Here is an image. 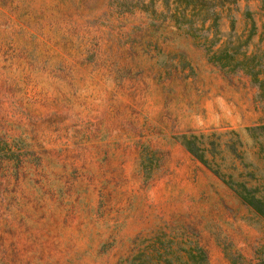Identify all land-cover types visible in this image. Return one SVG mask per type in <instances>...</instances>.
<instances>
[{
  "label": "rangeland",
  "instance_id": "obj_1",
  "mask_svg": "<svg viewBox=\"0 0 264 264\" xmlns=\"http://www.w3.org/2000/svg\"><path fill=\"white\" fill-rule=\"evenodd\" d=\"M172 1L0 0V264H264V219L182 143L221 133L264 186V88L210 60L264 57V0Z\"/></svg>",
  "mask_w": 264,
  "mask_h": 264
},
{
  "label": "trees",
  "instance_id": "obj_2",
  "mask_svg": "<svg viewBox=\"0 0 264 264\" xmlns=\"http://www.w3.org/2000/svg\"><path fill=\"white\" fill-rule=\"evenodd\" d=\"M165 7H168L172 0H160ZM181 3L184 6L198 5L201 1L207 2V0H174ZM134 5L133 7H135ZM147 6L143 7L148 9ZM173 19L178 22V18L171 15ZM211 62L217 64L223 69L230 71L243 70L246 72L254 82L259 85L261 91L264 88V57L263 54L257 56L255 54L242 53L241 57H237V54H229L228 49L225 47L213 50L210 55ZM249 134L254 138L255 145L258 148V155L264 161V123L255 126L247 127ZM229 134L237 133L231 131ZM203 134H189L182 137V143L187 150L194 155L201 163L209 168L216 176H218L226 185H228L235 194L241 199V201L257 216L264 219V186L257 182V177L253 171H243L249 168V164L242 162V157L237 153V147L241 145L238 138H230L223 142V145L227 151L241 160V170L237 169L235 164L225 165L223 163L224 158L218 156L222 154L223 150H220V137L221 133H211V136L206 137L215 138L210 141H203L201 138ZM210 157H209V156ZM193 250V249H192ZM188 251L189 259L193 260V252ZM194 251V250H193ZM200 258L206 262V254L201 248L196 249ZM195 251V252H196ZM148 255L134 256L131 264H153L149 261ZM155 264H160L155 263ZM187 264H192L188 262Z\"/></svg>",
  "mask_w": 264,
  "mask_h": 264
}]
</instances>
